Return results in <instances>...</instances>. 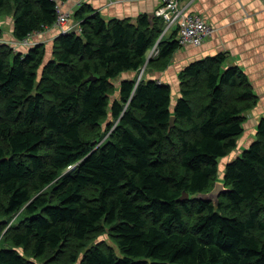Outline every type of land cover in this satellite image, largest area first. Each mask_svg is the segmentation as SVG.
<instances>
[{
  "label": "trees",
  "instance_id": "16d2710c",
  "mask_svg": "<svg viewBox=\"0 0 264 264\" xmlns=\"http://www.w3.org/2000/svg\"><path fill=\"white\" fill-rule=\"evenodd\" d=\"M57 15V0H0L17 45ZM74 16L82 31L58 35L49 58L46 44L1 42L0 26V264L54 253L73 264L83 251V264H264V116L216 180L259 101L247 74L224 68L221 53L191 62L172 107L168 83L117 82L159 38L151 67L167 68L177 30L162 35L164 20L149 13L107 20L86 3ZM217 181L227 188L217 206L192 197ZM105 226L121 255L89 247Z\"/></svg>",
  "mask_w": 264,
  "mask_h": 264
},
{
  "label": "crops",
  "instance_id": "0c3cea01",
  "mask_svg": "<svg viewBox=\"0 0 264 264\" xmlns=\"http://www.w3.org/2000/svg\"><path fill=\"white\" fill-rule=\"evenodd\" d=\"M85 3L92 5L107 20L128 18L133 22H136L142 13L154 14L160 6V0H66L63 8L75 13L77 8ZM182 4L187 6L189 11L201 14L216 31L201 45L189 44L177 50L165 70L149 67L147 73H144V78L168 83L177 92L180 86V72L191 62L221 53L226 57L224 68H241L247 74L260 101L251 109L259 114L253 115L252 121H249V131L246 134L248 139L241 148L233 151L232 158L235 159L254 141L258 123L264 116V4L262 0H182ZM10 29L11 33L5 30L7 34L2 40L15 41L12 26ZM51 34L54 38L58 36L55 30H52ZM33 37L35 40L38 38L35 35ZM137 76L138 72L128 71L122 74L117 83L124 78ZM247 118L249 119V114Z\"/></svg>",
  "mask_w": 264,
  "mask_h": 264
},
{
  "label": "built area",
  "instance_id": "2783aa9c",
  "mask_svg": "<svg viewBox=\"0 0 264 264\" xmlns=\"http://www.w3.org/2000/svg\"><path fill=\"white\" fill-rule=\"evenodd\" d=\"M262 2L264 4V0H262ZM63 5V0H57L58 15L53 27L57 28L58 35L73 31L81 32V21H75L72 23L74 12L64 10ZM154 14L157 17H161L165 22V30L162 35L169 31L177 30V39L182 47L189 44L201 45L216 31L215 27L212 26L201 14L189 11L187 6L182 4V0H160V6L155 10ZM160 39L161 38H159L155 46L152 48V51L157 55L159 53L158 45ZM19 43L25 46H34L37 44L36 41H33L32 37ZM142 76L143 73L138 82Z\"/></svg>",
  "mask_w": 264,
  "mask_h": 264
},
{
  "label": "rangeland",
  "instance_id": "374dc122",
  "mask_svg": "<svg viewBox=\"0 0 264 264\" xmlns=\"http://www.w3.org/2000/svg\"><path fill=\"white\" fill-rule=\"evenodd\" d=\"M72 23L75 22V21H78L76 20L75 16L73 15L72 17ZM0 26L6 30L8 33H11V29H10V26H11V17L7 16H0ZM48 29V30H47ZM45 31L43 32H40L39 34H36V36H38L37 40L34 39L33 37V41H36L37 43L40 42V44H46L47 46V53H46V58H49L51 57V54H52V45H53V42H54V39L57 37H51V32L52 30H55L57 31L58 33V30L56 27H50V28H47ZM6 33V32H5ZM49 33V35H48ZM1 42H8L10 45L14 46L16 49H21L22 50H25L27 49V47H24L23 45H17L15 44V41L12 42V41H6V40H2ZM28 46V45H26ZM147 58L144 62V64L142 65L140 71L138 72V76L136 77L137 78V82L140 78V76L142 75L143 73V76H144V73H147V70L151 67V63H150V60L151 58H156L158 55L156 53H154V51H152V49L150 50V52L147 54ZM166 69V68H165ZM163 69V70H165ZM162 70V71H163ZM119 81V80H118ZM172 98H173V102H172V107H174V102L177 101V99L180 97V86H179V90L176 92V90H173L172 89ZM258 96V95H257ZM258 99L260 101V98L258 96ZM258 101V103H259ZM257 106V105H256ZM255 106V107H256ZM254 107V108H255ZM249 111V110H248ZM246 111L244 113V116H245V121H244V132L243 134L238 138L237 140V146L225 157L219 159V172H218V175H217V178L216 180H222L223 177H224V169L226 167V163H228L229 161H231L233 158V151H235L237 148H241V146L246 143L244 141H246L248 139L247 137V133L249 131V128H247L248 124H249V121L251 122L252 121V116H257L259 114V112L257 111ZM249 114V119L247 118ZM247 115V116H246ZM109 124V120L108 121H104L102 123V125L100 126V130L101 132L105 135V136H102V138H100L101 140L99 141V144L103 143L107 137L110 136V130H108L107 128V125ZM72 168L69 167L65 170V173L70 171ZM17 217V216H16ZM98 244H101V245H104L106 248H111L114 250V252L119 256L121 255V252L119 250V246L117 244V241H116V237L114 236L113 232H112V229L109 227V226H105L104 227V230L101 234H99L94 240L91 241L90 243V246H96ZM83 258H84V251L81 252L75 263L73 264H83ZM29 259L31 261H33L35 264H56L55 262H59L60 264H68V260L64 259V258H61L60 254L59 253H54V254H50L48 257L46 258H42V259H39V258H35V257H31L29 256ZM157 262V263H156ZM162 262H158V261H153V260H148L147 261V264H161ZM163 264H169V263H163Z\"/></svg>",
  "mask_w": 264,
  "mask_h": 264
},
{
  "label": "water",
  "instance_id": "95a60500",
  "mask_svg": "<svg viewBox=\"0 0 264 264\" xmlns=\"http://www.w3.org/2000/svg\"><path fill=\"white\" fill-rule=\"evenodd\" d=\"M94 78L95 77L93 75H91V76H89V78L86 79V81L90 80V79H94ZM175 119H176V116L173 115L171 118V126L174 125ZM225 191H227V188L225 187L224 182L217 181L214 188L209 193H205V194L196 193L192 197L193 198H200V199H204V200H211V201H213L214 205L217 206L220 194L222 192H225ZM189 197H190L189 194L185 192L181 199H188Z\"/></svg>",
  "mask_w": 264,
  "mask_h": 264
},
{
  "label": "bare ground",
  "instance_id": "6f19581e",
  "mask_svg": "<svg viewBox=\"0 0 264 264\" xmlns=\"http://www.w3.org/2000/svg\"><path fill=\"white\" fill-rule=\"evenodd\" d=\"M25 221V220H24ZM21 223V222H20ZM41 259V258H40ZM157 263V262H156ZM168 263V262H167ZM174 263V262H173ZM161 264H163V263H161ZM175 264V263H174Z\"/></svg>",
  "mask_w": 264,
  "mask_h": 264
},
{
  "label": "clouds",
  "instance_id": "9594fccd",
  "mask_svg": "<svg viewBox=\"0 0 264 264\" xmlns=\"http://www.w3.org/2000/svg\"><path fill=\"white\" fill-rule=\"evenodd\" d=\"M82 5V4H81ZM79 8V7H78ZM155 15V14H154Z\"/></svg>",
  "mask_w": 264,
  "mask_h": 264
}]
</instances>
